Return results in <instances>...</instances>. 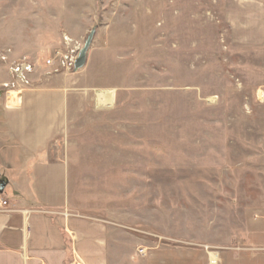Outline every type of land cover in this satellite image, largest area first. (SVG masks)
Masks as SVG:
<instances>
[{
  "label": "rangeland",
  "instance_id": "obj_1",
  "mask_svg": "<svg viewBox=\"0 0 264 264\" xmlns=\"http://www.w3.org/2000/svg\"><path fill=\"white\" fill-rule=\"evenodd\" d=\"M228 1L0 0V111L52 79L74 92L47 147L101 264L264 257V49L234 43Z\"/></svg>",
  "mask_w": 264,
  "mask_h": 264
},
{
  "label": "crops",
  "instance_id": "obj_2",
  "mask_svg": "<svg viewBox=\"0 0 264 264\" xmlns=\"http://www.w3.org/2000/svg\"><path fill=\"white\" fill-rule=\"evenodd\" d=\"M225 13L235 44L264 49V0H229ZM59 82L24 91L14 109L0 111V198L9 204L0 212V264H70L78 256L101 264L100 229L64 213L68 166L47 147L77 109Z\"/></svg>",
  "mask_w": 264,
  "mask_h": 264
},
{
  "label": "bare ground",
  "instance_id": "obj_3",
  "mask_svg": "<svg viewBox=\"0 0 264 264\" xmlns=\"http://www.w3.org/2000/svg\"><path fill=\"white\" fill-rule=\"evenodd\" d=\"M12 93H16V92H11V96L9 95L10 98L9 99V108H10V105H14V107L10 108V109H14L16 104L18 103L19 101V98H20V93L17 92V96L15 97L16 99H13L12 98ZM113 98H114V95H113V92H99L97 94V106L99 108H103V109H108V108H111L112 107V104H113ZM17 100V102L15 103V101ZM14 102V103H13ZM215 259V257H213ZM211 264H216V260H212V256H211Z\"/></svg>",
  "mask_w": 264,
  "mask_h": 264
},
{
  "label": "water",
  "instance_id": "obj_4",
  "mask_svg": "<svg viewBox=\"0 0 264 264\" xmlns=\"http://www.w3.org/2000/svg\"><path fill=\"white\" fill-rule=\"evenodd\" d=\"M93 36H94V32L92 31L88 35V37L84 43L83 48L79 51L78 56H77L76 60L74 61L73 69L75 72L82 69L85 65L86 55H87L88 49L92 43Z\"/></svg>",
  "mask_w": 264,
  "mask_h": 264
},
{
  "label": "built area",
  "instance_id": "obj_5",
  "mask_svg": "<svg viewBox=\"0 0 264 264\" xmlns=\"http://www.w3.org/2000/svg\"><path fill=\"white\" fill-rule=\"evenodd\" d=\"M47 65H50V61H48L47 62ZM74 65V64H73ZM23 70H25V69H23V67L22 68H18V69H16V72L19 74V75H21L22 74V72H23ZM8 102H9V100H8ZM8 207H9V204H8V202L6 201V200H4V199H1L0 198V212H5V211H8ZM143 252H140V254H142ZM213 255V254H212ZM211 255V256H212ZM211 256H210V258H209V264H211ZM215 257H216V255H214ZM216 259H217V257H216ZM217 262H218V260H217ZM70 264H82V262H80L79 260H77V259H74Z\"/></svg>",
  "mask_w": 264,
  "mask_h": 264
}]
</instances>
